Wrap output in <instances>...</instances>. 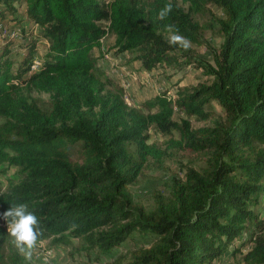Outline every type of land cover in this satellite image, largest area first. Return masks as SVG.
Wrapping results in <instances>:
<instances>
[{"label":"trees","instance_id":"obj_1","mask_svg":"<svg viewBox=\"0 0 264 264\" xmlns=\"http://www.w3.org/2000/svg\"><path fill=\"white\" fill-rule=\"evenodd\" d=\"M183 1L188 9L178 0H0V23L18 25L23 2L31 29L24 39L21 33L20 60L10 56L17 40L0 49V176L17 168V180L0 182V214L26 204L41 240L70 246L78 239L98 255L134 234L152 236L130 264H214L230 245L248 242L245 263L264 264V215L256 210L264 194V0ZM167 3L172 11L161 20ZM210 3L221 9L213 62L192 46L208 45L194 14ZM169 24L190 42L187 50L169 45ZM105 34L146 70L193 66L208 78L128 104L123 87L98 66ZM41 40L49 46L30 72ZM30 92L49 93L48 107ZM214 104L221 109L214 126L193 129L192 117L217 115ZM151 128L177 131L174 145L209 157L173 179L169 195L155 193L146 209L129 185L161 152L149 142ZM7 235L0 223V264H25Z\"/></svg>","mask_w":264,"mask_h":264},{"label":"rangeland","instance_id":"obj_2","mask_svg":"<svg viewBox=\"0 0 264 264\" xmlns=\"http://www.w3.org/2000/svg\"><path fill=\"white\" fill-rule=\"evenodd\" d=\"M109 1L110 0H101V3L106 5ZM178 2L184 6L185 9H188V3H185L183 0H178ZM20 3L21 4L18 6L20 19L17 22H20L18 25L23 28L21 33L24 37L20 34L16 41L17 43L10 46V56L16 60H20L24 56V50L19 48L18 43L21 42L31 30L24 14L23 2ZM208 6L210 8L209 11L207 10L199 15L194 14L195 20L199 21L202 25H206L205 28L201 29V33L208 45L193 44L192 46L195 48L196 53L200 58L213 62L211 48L212 46H218L222 41L217 20V17L220 16L221 9L216 4L212 3ZM102 23L105 26L107 25V22L105 21H102ZM171 34L172 33L167 32L168 37ZM4 39V36L0 35V49L5 43ZM103 43V49L100 47V49L96 48L95 50V54L98 56V66L106 71L109 76L123 87L125 95L127 94L130 98L131 105H137L165 89H171V92L174 93L177 84L179 86L196 85L208 78L203 71L194 68L193 66H188L181 70L168 66L166 69L161 68L149 71L141 65L140 61H130V54L128 52H122L125 53V55H123L124 58H122L121 63L118 65H120L119 67L129 65V71H126L128 70L126 67V70L121 68L115 70L114 68H117L118 65H114V68H112V63L108 62L105 55L107 53L116 56L120 54L112 47L114 43L113 35L106 34ZM46 44V40L38 42V45H40L43 50L42 55L48 48ZM45 47L46 49H44ZM106 63L110 68H108ZM133 71L136 73V76L133 75ZM125 83H130L128 88H126L127 86ZM30 94L40 98V103L43 108L48 107L51 100L49 93L30 92ZM213 107L217 115L212 116L209 119L203 120L192 117L190 121L193 129L203 126H214V121L217 116H221V109L216 104H214ZM183 116V112L176 108L174 114L175 119L179 120ZM3 121L4 119L0 117V124ZM171 137L180 138V135L177 131L173 134H162L154 128L150 129L149 142L156 144L161 152L157 156H149L148 160L143 165L137 180L129 185V191L135 202L143 205L146 209H150L154 206L155 193L159 192L164 195H169L170 184L173 179L183 177L188 167L199 168L204 166L206 159L209 157V154L205 152L189 150L174 145L170 141ZM16 172L17 168L12 167L9 173L0 176L2 188L7 186L10 177L17 180V177H15L17 176ZM256 210L261 216L264 215V194L262 197V203L256 207ZM150 240H152V236H149L146 239L134 234L132 237L124 240L119 246L113 248L109 254L98 255V253L94 251L85 250L78 239H75L73 245L70 246L53 244L50 239H46L41 240L42 245L37 247L32 259L29 261L25 258V255L20 253L17 249L11 235H7V242L11 248L23 258L25 264H44V258L46 256L48 257L49 264H130L129 259L131 253L136 249L138 244L141 242L149 243ZM242 240H245V238ZM251 246L252 242H248L245 245L232 244L214 264H246L243 255L251 248Z\"/></svg>","mask_w":264,"mask_h":264},{"label":"clouds","instance_id":"obj_3","mask_svg":"<svg viewBox=\"0 0 264 264\" xmlns=\"http://www.w3.org/2000/svg\"><path fill=\"white\" fill-rule=\"evenodd\" d=\"M172 8V3H167L159 11V19H166L171 13ZM167 30L172 33L167 38L169 45L179 46L184 50L190 47V42L185 37L175 34L176 31H178L175 29V25H167ZM0 215L7 221L8 233L13 238L15 246L20 253L24 254L25 258L30 261L37 247L42 245V233L39 229L38 217L28 210L26 204L12 206L8 211ZM44 264H49L47 256L44 258Z\"/></svg>","mask_w":264,"mask_h":264},{"label":"built area","instance_id":"obj_4","mask_svg":"<svg viewBox=\"0 0 264 264\" xmlns=\"http://www.w3.org/2000/svg\"><path fill=\"white\" fill-rule=\"evenodd\" d=\"M0 28H1L0 35L4 36V38H5L4 41L8 40V39L17 40L18 36H20V34H21L22 26H20V25L7 26V25H4L3 23H0ZM105 29H108V25L105 26ZM105 35L102 37V42L104 41ZM46 45L48 46V42ZM42 51H43L42 48L40 47V45H38L37 51L34 53L32 60L30 62V72L38 71L40 69V67L42 66V58H43ZM23 54H24V52H23ZM133 75L136 76L135 74H133ZM125 85L127 86L126 88H128L129 83H125ZM125 100L128 104H130V98L128 97L127 94L125 95ZM0 223L3 226H5V228L8 230L7 221L4 220L3 216H0Z\"/></svg>","mask_w":264,"mask_h":264},{"label":"crops","instance_id":"obj_5","mask_svg":"<svg viewBox=\"0 0 264 264\" xmlns=\"http://www.w3.org/2000/svg\"><path fill=\"white\" fill-rule=\"evenodd\" d=\"M114 37V36H113ZM44 42V41H43ZM101 48L103 49L104 48V43H102V45H101ZM44 49H46V47L44 48ZM98 49H100V48H98ZM96 50V49H95ZM120 54L119 55H111V54H109V53H107V54H105L106 55V59H108V62L110 63H112L111 64V67L112 68H114L113 66L114 65H118L119 63H121V60H122V58H124V56L123 55H125V53H122V52H119ZM107 64V63H106ZM108 65V64H107ZM120 65H118L117 66V68H114L115 70H118V68H121V69H125L126 70V68L128 69V70H126V71H129V65H124L125 67H119ZM108 68H110V66L108 65ZM133 74H136L134 71H133ZM138 77V76H137ZM135 79V78H134ZM128 82H130V81H128ZM129 85H130V83H129Z\"/></svg>","mask_w":264,"mask_h":264}]
</instances>
